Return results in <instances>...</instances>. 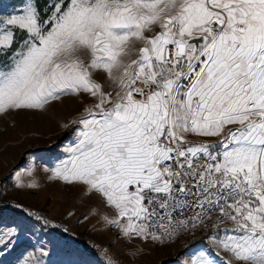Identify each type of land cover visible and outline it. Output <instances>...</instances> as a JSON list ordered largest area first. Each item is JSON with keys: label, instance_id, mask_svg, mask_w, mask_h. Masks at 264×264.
<instances>
[{"label": "snow or ice", "instance_id": "1", "mask_svg": "<svg viewBox=\"0 0 264 264\" xmlns=\"http://www.w3.org/2000/svg\"><path fill=\"white\" fill-rule=\"evenodd\" d=\"M0 57V115L91 98L45 171L99 195L120 236L190 234L171 264H264V0H19L0 10ZM18 242L0 226V264Z\"/></svg>", "mask_w": 264, "mask_h": 264}, {"label": "rangeland", "instance_id": "2", "mask_svg": "<svg viewBox=\"0 0 264 264\" xmlns=\"http://www.w3.org/2000/svg\"><path fill=\"white\" fill-rule=\"evenodd\" d=\"M18 3L19 0H3L0 10L4 14L11 13ZM0 64L6 65L7 59ZM91 103L86 95L65 96L44 110H19L0 115V205L12 210L0 212V226H16L19 235L15 249L3 257L4 264H16L17 258L41 245L49 251V255L42 258L44 264H104L91 259L75 245L71 240L74 235L101 255L107 250L117 264H171L184 251L188 241H177L158 249L139 238L120 236L116 228L108 226L95 214L96 210L112 213L102 204L99 195L88 197L79 187L49 179L51 172L45 169L66 159L69 153L65 149L77 141V126L65 129L62 125L78 118ZM17 184L23 186L17 187ZM28 184L36 186L28 188ZM18 204L23 208H17ZM35 215L47 219L49 229L27 218ZM86 215L88 219H84ZM205 237H199V242L208 246ZM228 255L223 251L219 253L220 257Z\"/></svg>", "mask_w": 264, "mask_h": 264}, {"label": "trees", "instance_id": "3", "mask_svg": "<svg viewBox=\"0 0 264 264\" xmlns=\"http://www.w3.org/2000/svg\"><path fill=\"white\" fill-rule=\"evenodd\" d=\"M19 38H22L20 37V34L18 33L17 34ZM7 59V57H0V62H3ZM7 210L9 211H12L11 209H6L4 206L0 205V212H7ZM40 215V214H39ZM38 216V215H37ZM35 215V217H32V216H27L28 219H30L32 222L34 221L35 223L37 222V224L39 226H41L42 228L44 229H49V226L48 227H45L43 225V223L41 221H38L36 219L37 217ZM26 217V216H25ZM63 237V236H62ZM72 242L79 246L80 249L88 256V257H91V259H98L100 261H102L104 263V259H103V255H101L95 248L87 245L86 243H84V241H82V239L80 238V236L78 235H74L72 236Z\"/></svg>", "mask_w": 264, "mask_h": 264}, {"label": "built area", "instance_id": "4", "mask_svg": "<svg viewBox=\"0 0 264 264\" xmlns=\"http://www.w3.org/2000/svg\"><path fill=\"white\" fill-rule=\"evenodd\" d=\"M191 211H188L185 213V215H191ZM179 218H182V217H179ZM223 227V226H222ZM228 227H231V225H228ZM202 235H207L206 233H204L203 231H197L196 232V236L197 237H201ZM192 239V236L190 234H186V233H179L175 240H169L167 242V245L166 246H161L158 242H151V241H148L147 243L151 246V247H154V248H158V249H161V248H166L168 246H171L172 244H174L175 242L177 241H190Z\"/></svg>", "mask_w": 264, "mask_h": 264}, {"label": "crops", "instance_id": "5", "mask_svg": "<svg viewBox=\"0 0 264 264\" xmlns=\"http://www.w3.org/2000/svg\"><path fill=\"white\" fill-rule=\"evenodd\" d=\"M68 261H69V259H68Z\"/></svg>", "mask_w": 264, "mask_h": 264}]
</instances>
